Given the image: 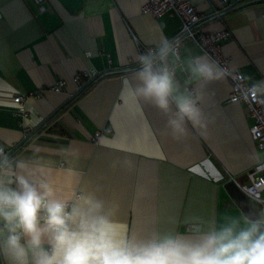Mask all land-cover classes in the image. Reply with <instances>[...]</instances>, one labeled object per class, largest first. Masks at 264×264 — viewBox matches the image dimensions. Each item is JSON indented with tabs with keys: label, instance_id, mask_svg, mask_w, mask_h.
<instances>
[{
	"label": "crops",
	"instance_id": "obj_1",
	"mask_svg": "<svg viewBox=\"0 0 264 264\" xmlns=\"http://www.w3.org/2000/svg\"><path fill=\"white\" fill-rule=\"evenodd\" d=\"M147 1L85 0L70 13L58 0H46L44 11L33 0H0V146L12 150L10 161L28 163L31 182H47L70 206L95 193L140 236L243 220L223 184L246 183L264 149L252 138L245 106L228 101L229 80L208 87L205 128L189 126L181 138L124 84L135 85L143 47L176 39L182 28L179 18L145 12ZM191 1L203 31L231 32L222 47L230 67L250 84L264 81V1L228 0L248 4L226 14L223 0ZM189 53L204 54L187 40L181 54ZM84 71L98 79L80 96L74 76ZM60 78L66 85L54 91ZM178 78L183 84L184 74ZM18 95H27L23 104ZM0 264H7L3 256Z\"/></svg>",
	"mask_w": 264,
	"mask_h": 264
},
{
	"label": "clouds",
	"instance_id": "obj_2",
	"mask_svg": "<svg viewBox=\"0 0 264 264\" xmlns=\"http://www.w3.org/2000/svg\"><path fill=\"white\" fill-rule=\"evenodd\" d=\"M137 62L135 85L124 84L167 117L174 138L188 135L189 126L205 128L202 103L210 85L241 79L207 54L182 55L180 42L165 37ZM235 88L240 95L233 102L264 104V81ZM27 168L0 154V256L7 264H264V216L224 217L187 235L140 236L95 193L70 206L47 182H31Z\"/></svg>",
	"mask_w": 264,
	"mask_h": 264
},
{
	"label": "built area",
	"instance_id": "obj_3",
	"mask_svg": "<svg viewBox=\"0 0 264 264\" xmlns=\"http://www.w3.org/2000/svg\"><path fill=\"white\" fill-rule=\"evenodd\" d=\"M38 6L39 10L44 11L46 9V0H33ZM224 8L222 11H226L233 7L228 0H223ZM143 10L149 12L155 17L163 15H169L171 17L179 18L182 22V28L176 39L180 42L181 47L187 40L193 41L200 50L218 61L220 65L225 66L233 71V74L240 77L239 81L228 78L230 83V94L228 101L233 102L234 96H239L240 93L236 90L235 85L243 82L245 86L250 87L252 84L248 83L242 72L233 70L229 65V59L223 54V43L231 36L229 30L216 32H205L200 28L202 17L197 11L196 7L192 4L191 0H148L144 4ZM155 46H148L142 48V54ZM97 72H78L74 76V80L77 83L78 91H81L90 81L98 77ZM66 81L62 78L58 79L52 89L54 91H61L64 89ZM43 90L31 92L28 95L40 96ZM27 95H18L16 101L23 104ZM239 103L243 104L246 108L247 116L252 120L251 135L256 145L260 149H264V104L257 101H244L241 99ZM22 115H26L24 107L20 108ZM12 150H7L4 146H0V154L4 156L9 155ZM248 181L246 183H238L242 191L247 197L257 204L256 208L259 213H264V160L257 162L247 173ZM262 216V215H261Z\"/></svg>",
	"mask_w": 264,
	"mask_h": 264
},
{
	"label": "water",
	"instance_id": "obj_4",
	"mask_svg": "<svg viewBox=\"0 0 264 264\" xmlns=\"http://www.w3.org/2000/svg\"><path fill=\"white\" fill-rule=\"evenodd\" d=\"M60 4L70 13H78L83 7L85 0H58ZM227 11V10H226ZM225 11V12H226ZM224 12V13H225ZM224 188L229 196L237 203V207L241 209L243 214L249 219L262 217L253 202L242 191L235 179H228L224 184Z\"/></svg>",
	"mask_w": 264,
	"mask_h": 264
},
{
	"label": "trees",
	"instance_id": "obj_5",
	"mask_svg": "<svg viewBox=\"0 0 264 264\" xmlns=\"http://www.w3.org/2000/svg\"><path fill=\"white\" fill-rule=\"evenodd\" d=\"M259 2V1H264V0H255V2ZM248 3H243V4H240L239 6H233L232 8L228 9L226 13L230 12V11H233L234 9L238 8V7H242V6H245L247 5ZM97 79L98 77L94 78L92 81L89 82V84H87L80 92H79V95H83L84 93H86L87 91H89V89H91L95 83L97 82ZM29 140L27 139L24 143H22L20 146H18L17 150L18 151L19 149H21Z\"/></svg>",
	"mask_w": 264,
	"mask_h": 264
},
{
	"label": "rangeland",
	"instance_id": "obj_6",
	"mask_svg": "<svg viewBox=\"0 0 264 264\" xmlns=\"http://www.w3.org/2000/svg\"><path fill=\"white\" fill-rule=\"evenodd\" d=\"M256 206H257V204H255ZM262 216H264V213L262 212V214H261Z\"/></svg>",
	"mask_w": 264,
	"mask_h": 264
}]
</instances>
